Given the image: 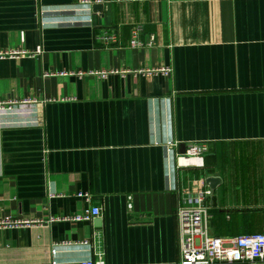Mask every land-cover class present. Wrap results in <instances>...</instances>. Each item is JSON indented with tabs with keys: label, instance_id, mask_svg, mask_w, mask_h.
Segmentation results:
<instances>
[{
	"label": "crops",
	"instance_id": "0c3cea01",
	"mask_svg": "<svg viewBox=\"0 0 264 264\" xmlns=\"http://www.w3.org/2000/svg\"><path fill=\"white\" fill-rule=\"evenodd\" d=\"M0 52L31 54L0 58V221L38 222L0 228V264H179L198 178L211 236L264 232V0H0Z\"/></svg>",
	"mask_w": 264,
	"mask_h": 264
},
{
	"label": "built area",
	"instance_id": "2783aa9c",
	"mask_svg": "<svg viewBox=\"0 0 264 264\" xmlns=\"http://www.w3.org/2000/svg\"><path fill=\"white\" fill-rule=\"evenodd\" d=\"M89 2V1H85ZM105 42H115L114 37H105ZM154 44V37L149 41L142 42L137 39V31L133 33L130 45L133 48H141ZM41 50H38L39 53ZM22 53V54H21ZM20 55H31L28 52H0V58L16 57ZM171 75L172 68H153L147 70H120L90 72L106 78L110 74H143L153 76L155 74ZM5 105L0 102V110ZM175 145V143H174ZM208 145L204 142H193L188 144L184 154H176L177 167L204 168L205 157L208 153ZM177 194L179 191L177 190ZM213 192L206 184L205 178H198L191 183L190 188L184 192L182 205L177 210L178 221V244L180 251L179 264H264V232L253 235L237 237H214L208 230L209 213L206 200L212 197ZM82 196V194H80ZM101 208L94 206L87 216L77 217L76 220H92L100 216ZM38 223L30 220H3L0 228L18 227ZM83 244H88L84 242ZM52 264H58L56 262ZM71 264H106L99 256L97 259L75 262Z\"/></svg>",
	"mask_w": 264,
	"mask_h": 264
},
{
	"label": "water",
	"instance_id": "95a60500",
	"mask_svg": "<svg viewBox=\"0 0 264 264\" xmlns=\"http://www.w3.org/2000/svg\"><path fill=\"white\" fill-rule=\"evenodd\" d=\"M215 181H216V178H214V177H210L207 179V182L210 184H213Z\"/></svg>",
	"mask_w": 264,
	"mask_h": 264
},
{
	"label": "rangeland",
	"instance_id": "374dc122",
	"mask_svg": "<svg viewBox=\"0 0 264 264\" xmlns=\"http://www.w3.org/2000/svg\"><path fill=\"white\" fill-rule=\"evenodd\" d=\"M240 147H242V146H239V148H240ZM246 147H250V148H252V147H253V148H259L258 146H251V145H248V146H246ZM260 147H261V146H260Z\"/></svg>",
	"mask_w": 264,
	"mask_h": 264
}]
</instances>
